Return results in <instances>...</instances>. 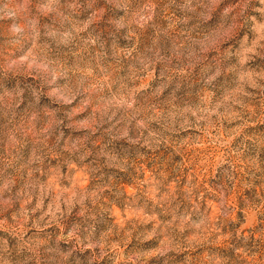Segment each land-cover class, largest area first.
Segmentation results:
<instances>
[{
  "label": "clouds",
  "instance_id": "9594fccd",
  "mask_svg": "<svg viewBox=\"0 0 264 264\" xmlns=\"http://www.w3.org/2000/svg\"><path fill=\"white\" fill-rule=\"evenodd\" d=\"M0 264H264V0H0Z\"/></svg>",
  "mask_w": 264,
  "mask_h": 264
}]
</instances>
